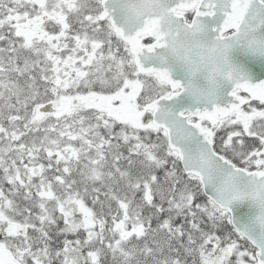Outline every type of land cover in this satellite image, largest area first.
<instances>
[{"label":"snow or ice","instance_id":"1","mask_svg":"<svg viewBox=\"0 0 264 264\" xmlns=\"http://www.w3.org/2000/svg\"><path fill=\"white\" fill-rule=\"evenodd\" d=\"M0 264H264V0H0Z\"/></svg>","mask_w":264,"mask_h":264}]
</instances>
